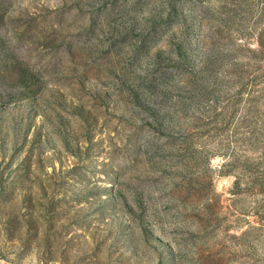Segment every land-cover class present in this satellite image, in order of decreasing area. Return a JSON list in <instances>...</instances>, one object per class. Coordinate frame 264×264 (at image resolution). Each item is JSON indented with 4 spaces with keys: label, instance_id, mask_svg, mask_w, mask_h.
Returning <instances> with one entry per match:
<instances>
[{
    "label": "rangeland",
    "instance_id": "rangeland-1",
    "mask_svg": "<svg viewBox=\"0 0 264 264\" xmlns=\"http://www.w3.org/2000/svg\"><path fill=\"white\" fill-rule=\"evenodd\" d=\"M0 264H264V0H0Z\"/></svg>",
    "mask_w": 264,
    "mask_h": 264
}]
</instances>
